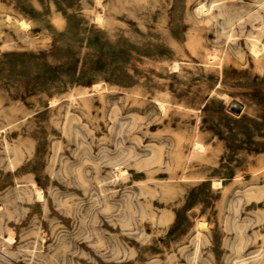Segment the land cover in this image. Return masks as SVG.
<instances>
[{"label":"rangeland","instance_id":"obj_1","mask_svg":"<svg viewBox=\"0 0 264 264\" xmlns=\"http://www.w3.org/2000/svg\"><path fill=\"white\" fill-rule=\"evenodd\" d=\"M0 264H264V0H0Z\"/></svg>","mask_w":264,"mask_h":264},{"label":"water","instance_id":"obj_2","mask_svg":"<svg viewBox=\"0 0 264 264\" xmlns=\"http://www.w3.org/2000/svg\"><path fill=\"white\" fill-rule=\"evenodd\" d=\"M228 110H232L234 111L235 113H237L240 109V104L236 101V100H232L230 103H229V106L227 108Z\"/></svg>","mask_w":264,"mask_h":264},{"label":"bare ground","instance_id":"obj_3","mask_svg":"<svg viewBox=\"0 0 264 264\" xmlns=\"http://www.w3.org/2000/svg\"><path fill=\"white\" fill-rule=\"evenodd\" d=\"M199 8L202 9V6H200ZM19 24H20L21 26H23V27H25V25H26V23H23L22 21H20ZM251 50H252V52H255V49H254V48H251ZM226 99L229 101L230 98H228V97L226 96ZM196 146L199 147L200 145H199V144H196ZM212 184H214V185H215V184H219V182L216 181V180H213V181H212ZM38 196H39V195H38Z\"/></svg>","mask_w":264,"mask_h":264}]
</instances>
